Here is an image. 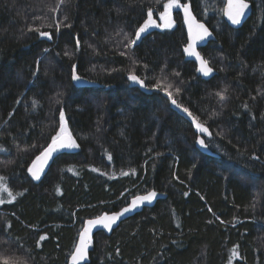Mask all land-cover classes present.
Listing matches in <instances>:
<instances>
[{"label":"trees","instance_id":"16d2710c","mask_svg":"<svg viewBox=\"0 0 264 264\" xmlns=\"http://www.w3.org/2000/svg\"><path fill=\"white\" fill-rule=\"evenodd\" d=\"M249 1L233 29L224 0H180L216 36L204 80L177 12L130 44L168 0H0V177L16 196L0 194V264H67L86 219L150 190L155 202L94 235L86 264H264V0ZM61 111L79 147L34 181Z\"/></svg>","mask_w":264,"mask_h":264},{"label":"snow or ice","instance_id":"6c2138e0","mask_svg":"<svg viewBox=\"0 0 264 264\" xmlns=\"http://www.w3.org/2000/svg\"><path fill=\"white\" fill-rule=\"evenodd\" d=\"M249 7V4L246 0H228L227 6L223 9L224 14L227 18L231 21L232 24L238 25L241 22V18L245 14V10ZM179 9L183 8L186 20L185 22L188 25V34H189V41L190 43L185 47L184 51L189 56L195 57L196 60L200 63L201 67L199 69L203 75L207 76L212 73L213 69L208 66V62L200 56V53L196 51L195 45L197 41L204 40L205 37L211 36V33L205 27L203 23H200L196 20V18L192 15L190 11V7L188 4H181L180 0H168V3L164 5V12L160 13V18L165 21L164 24H157L152 18V11L149 10L148 18L144 21L143 25H141L135 33V39L130 41L131 45H135L136 41L141 38V34L146 32L150 27H166L170 28L173 25L172 20V9ZM58 27V26H57ZM41 36H47L51 38L48 32H41ZM73 80H79L80 78L73 73ZM129 79L133 82L139 83L141 86H144V82L140 80L136 75H130ZM171 87V85H169ZM167 91V90H165ZM177 91H179L177 89ZM226 91V90H225ZM169 99L172 97L171 92H167ZM218 95H223L222 93H218ZM171 103L175 105L178 109L181 108V105L177 103L175 99H171ZM35 107V103L33 104ZM183 111L187 113L189 116L192 115L191 112L187 108H183ZM194 122L196 128L201 133H208V129L199 123L198 121ZM60 120L61 125L59 131L56 133L55 136L51 138V143L43 150L41 155L36 157V160L33 161V165L29 167L28 172L32 174L33 178L36 180L40 179V173L44 170V165L48 163L49 159L53 157L54 153H57L60 149H73L79 147L76 140L72 137L71 133L68 131L65 123H64V113L61 111L60 113ZM210 135V133H208ZM199 144L201 146H205V141L203 139H199ZM39 164V166H37ZM71 171V169H70ZM127 175V173H125ZM7 194L9 198V202H12L16 199V196L13 192L8 188L6 182L4 181L3 177H0V194ZM156 192L152 191L149 192L145 196H137L131 203L130 206L123 208L120 212L114 213L113 215L109 216L105 214L104 216L100 217L99 219L95 220H88L87 227L84 228L83 232L80 236V242L77 245L74 253L71 256V264H80L87 257V249H88V241L90 239V233L92 228L96 226H102L106 229H111L112 224L116 223V221L125 215L126 213L134 210L138 204H142L145 201L151 202V200L156 196ZM4 200L0 198V203H3ZM10 226V225H9ZM44 239V237H41Z\"/></svg>","mask_w":264,"mask_h":264},{"label":"water","instance_id":"95a60500","mask_svg":"<svg viewBox=\"0 0 264 264\" xmlns=\"http://www.w3.org/2000/svg\"><path fill=\"white\" fill-rule=\"evenodd\" d=\"M246 2L249 4V7L245 10V14H244V16L241 18V22H240L238 25H234V24L231 23V21L227 18V16H226V15L224 14V12H223V9L226 8L227 3H228V0H224V4H223V8H222V18H223V20L226 22V24H227L229 27H231V28H233V29H237V28L241 27V26L243 25V23L246 21V19L251 15L252 10H253L252 2L249 1V0H246ZM183 4H188V5H189V7H190V11H191L192 15L196 18V20H197L198 22L203 23V24L205 25V27L208 29V31L211 33V36H207V37H205L204 40H202V41H197V42H196V45H195V49H196V51H198V52L200 53V56L203 57L204 60H206V59L204 58V56L202 55V53L200 52V49H201L202 47L206 46L210 41H213V40L216 39L215 33H214V31H213V30H212V29H211V28H210V27H209V26H208L203 20H200V19L195 15V13H194V11H193V8H192V5H191L190 3H183ZM176 12L179 13L180 16H181L182 24H183V27H184V29H185V33H186V44L183 46V49H182V53H183L184 60H187V61L193 62V63L195 64V66H196V74H197V76H199L201 79H204V80L210 79L211 77H213V76L217 73L216 70H215V69H214V68L208 63V66L211 67V68L213 69V71H212V73H210V74L207 75V76L203 75V73L199 71L201 65H200V63L196 60V58H195V57H192V56H189L187 53H185L184 49H185V47L190 43V41H189V34H188V25H187V23L185 22L186 17H185V13H184L183 8H179V9L174 8V9H172V13H171V14H172V20H173V18H174V14H175ZM161 23L164 24L165 21L161 19ZM145 34H146V32H144V33L141 34V38H140L139 40L136 41L135 45H137V44L141 41V39L145 36ZM134 39H135V37H134ZM79 81L82 82L83 84H88V83L91 84V82L86 81V80H84V79H82V78H80ZM150 91H151V90H150ZM193 127H194V130H195L196 132H199V131L197 130V128H196L195 122L193 123ZM208 133H209V132H208ZM208 133H206V134L209 135ZM50 143H51V141L48 143V145H49ZM48 145H46V146L40 151V153H39L37 156L41 155V153L43 152V150H44ZM203 148H204V147H203ZM204 149L206 150V152H207L208 154L213 155V153H212V152H209V151L207 150L206 147H205ZM67 150H69V149H60L57 153H54V154H53V157L50 158L49 161H48V163L45 164V165L43 166V167H44V170L40 173V179H39V180H41V179L43 178V176L48 172L50 166L52 165V163H53L54 159L57 157V155L61 154L62 152H65V151H67ZM37 156H36V157H37ZM36 157L33 159V161L36 160ZM33 161L31 162V164H30L29 167H31V166L33 165ZM37 166H39V164H38ZM28 169H29V168H28ZM27 172H28V171H27ZM28 176H29L32 180H34V181H39V180L34 179L33 176H32V174L29 173V172H28ZM152 191H155L156 194H157V195L151 200V202H155V201L159 198V193H158V191H156V190H150V191H148V192H146V193H144V194L135 195V196L131 197V198L129 199V201H128L125 205H123L122 207H120L119 209H117V210H115V211L104 212V213H102V214H100V215H98V216H95V217H92V218L86 219V220L84 221V223H83L81 229H80L79 232H78L76 243H75L74 248H73V250H72V252H71V254H70L69 258H68L67 264H71V256H72V254L74 253V251H75L77 245H78L79 242H80V236H81V233L83 232L84 228L87 227V221H88V220H90V219H92V220L99 219L100 217L104 216L105 214L111 216V215H113L114 213H118V212H120L123 208L130 206L131 203H132V201H133L137 196H145V195H147L149 192H152ZM148 203H150V202L145 201V202L142 203V204H138V206H137L134 210H132V211L126 213L125 215H123L122 217H120V218L116 221V223L112 224L111 229H106V228H103L102 226H99V225L96 226V227H94V228H92V231H91V233H90V239H89V241H88L87 257H86L83 261H81L80 264H86V263L88 262V260H89V255H90V243L92 242L93 237H94V235H95L97 232H99V231H103V232H105V233H107V234H111V233H112L115 229H117V227H119V225H120L122 222H124L126 219H128V218L134 216L135 214H137V213H139V212H141V211L143 210V208H144Z\"/></svg>","mask_w":264,"mask_h":264},{"label":"rangeland","instance_id":"374dc122","mask_svg":"<svg viewBox=\"0 0 264 264\" xmlns=\"http://www.w3.org/2000/svg\"><path fill=\"white\" fill-rule=\"evenodd\" d=\"M164 12V11H163ZM153 18V20L157 23V24H161L162 25V23H161V20H160V14H158V16H157V18H154V17H152ZM174 26V21H173V25H172V27ZM156 28H162V27H150L146 32L148 33L149 31H151L152 29H156ZM146 33V34H147ZM65 123V122H64ZM130 198V197H129Z\"/></svg>","mask_w":264,"mask_h":264},{"label":"bare ground","instance_id":"6f19581e","mask_svg":"<svg viewBox=\"0 0 264 264\" xmlns=\"http://www.w3.org/2000/svg\"><path fill=\"white\" fill-rule=\"evenodd\" d=\"M160 20H161V18H160ZM134 37H135V35H134ZM183 49V48H182ZM183 54V53H182ZM205 152V151H204ZM29 168V167H28ZM28 170V169H27ZM81 229V228H80ZM68 260V259H67ZM67 263V262H66Z\"/></svg>","mask_w":264,"mask_h":264},{"label":"flooded vegetation","instance_id":"af4514ba","mask_svg":"<svg viewBox=\"0 0 264 264\" xmlns=\"http://www.w3.org/2000/svg\"><path fill=\"white\" fill-rule=\"evenodd\" d=\"M174 19V18H173Z\"/></svg>","mask_w":264,"mask_h":264}]
</instances>
